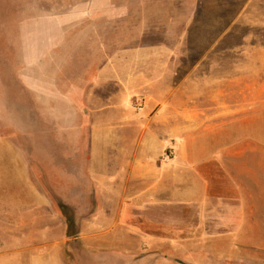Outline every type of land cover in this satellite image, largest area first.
I'll list each match as a JSON object with an SVG mask.
<instances>
[{
	"label": "crops",
	"instance_id": "obj_1",
	"mask_svg": "<svg viewBox=\"0 0 264 264\" xmlns=\"http://www.w3.org/2000/svg\"><path fill=\"white\" fill-rule=\"evenodd\" d=\"M223 4L207 9L222 14L223 35L236 23L255 34L237 45L211 40L209 47L222 46L221 54L208 50L188 71H178L174 103L149 102L132 144L120 130L128 120L111 134L90 136L85 195L54 193L67 189L64 181L40 187L21 147L0 128V264H62L70 238L60 203L76 211L80 259L94 264H135L136 255L151 253L145 241L165 238L168 208L184 254L195 253L192 240L208 223L223 224L219 235L230 238L257 216L261 221L262 207L255 212L263 199L262 157L253 129L263 114L264 0H238L237 9ZM62 117L59 135L70 120L64 110ZM13 122L16 133L25 129Z\"/></svg>",
	"mask_w": 264,
	"mask_h": 264
},
{
	"label": "rangeland",
	"instance_id": "obj_2",
	"mask_svg": "<svg viewBox=\"0 0 264 264\" xmlns=\"http://www.w3.org/2000/svg\"><path fill=\"white\" fill-rule=\"evenodd\" d=\"M223 3L238 7V0H0L1 133L21 147L40 187L64 181L70 183L67 189L54 193L79 195L89 185L84 172L90 136L111 134L128 120L132 122L120 130L132 144L149 102L174 103L178 71H188L208 50L221 54L222 46L209 47L211 40L237 45L255 34L236 23L223 35L222 14L207 11ZM262 82V120L253 129L262 157L263 199L256 200L255 212L260 215L262 207L261 221L257 216V223L231 231L230 238L219 235L227 229L223 224L208 223L192 240L195 253L184 254L175 238L174 210L168 208L165 238L145 241L151 253L136 255L135 264H264V78ZM26 110L33 112L32 122ZM63 110L69 113L65 132L70 134L59 135ZM13 120L25 129L16 133ZM251 195L255 199L254 191ZM74 229L77 236L76 223ZM80 255L72 239L62 264H94Z\"/></svg>",
	"mask_w": 264,
	"mask_h": 264
},
{
	"label": "trees",
	"instance_id": "obj_3",
	"mask_svg": "<svg viewBox=\"0 0 264 264\" xmlns=\"http://www.w3.org/2000/svg\"><path fill=\"white\" fill-rule=\"evenodd\" d=\"M60 210L62 212V214L65 217L66 220V224H67V235L70 238V240L75 239V229H74V219L72 217V209L71 207H69L68 205H64V204H59Z\"/></svg>",
	"mask_w": 264,
	"mask_h": 264
}]
</instances>
